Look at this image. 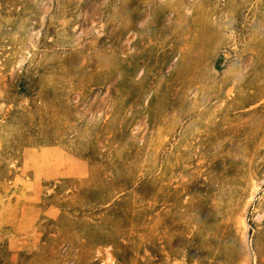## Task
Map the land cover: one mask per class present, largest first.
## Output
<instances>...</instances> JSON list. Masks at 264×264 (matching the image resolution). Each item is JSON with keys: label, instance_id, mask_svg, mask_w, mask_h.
<instances>
[{"label": "rangeland", "instance_id": "obj_1", "mask_svg": "<svg viewBox=\"0 0 264 264\" xmlns=\"http://www.w3.org/2000/svg\"><path fill=\"white\" fill-rule=\"evenodd\" d=\"M109 254L264 264V0H0V264Z\"/></svg>", "mask_w": 264, "mask_h": 264}, {"label": "bare ground", "instance_id": "obj_2", "mask_svg": "<svg viewBox=\"0 0 264 264\" xmlns=\"http://www.w3.org/2000/svg\"><path fill=\"white\" fill-rule=\"evenodd\" d=\"M234 64V63H232ZM231 69V68H230ZM43 162V161H42ZM109 202V201H108ZM237 228L243 232V236H245V232H246V228H247V223L245 221V219L243 217H241L239 219V221L237 222ZM107 260L109 261V264H117L113 258L111 257V255H107Z\"/></svg>", "mask_w": 264, "mask_h": 264}]
</instances>
